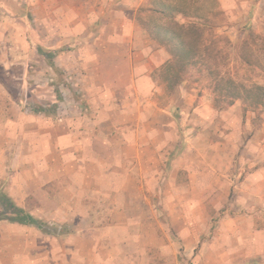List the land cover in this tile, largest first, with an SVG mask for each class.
Returning <instances> with one entry per match:
<instances>
[{"label":"crops","instance_id":"obj_1","mask_svg":"<svg viewBox=\"0 0 264 264\" xmlns=\"http://www.w3.org/2000/svg\"><path fill=\"white\" fill-rule=\"evenodd\" d=\"M146 2L0 0V55L9 62L3 72L11 76L16 62L29 67L51 53L57 64L68 60L81 93L64 87L68 95L54 112L19 105L3 121L0 162L10 165L12 193L4 192L32 216L29 200L41 216H98L92 206H111L101 229L47 233L0 224V264H107L109 252L108 264H117L120 247L108 250L104 234L129 230L124 206L140 204L141 190L157 180L178 189L173 202L187 206L167 213L184 223L181 237H204L217 210L213 237L196 254L200 264H264V113L239 102L221 112L193 100L185 83L167 96L158 72L169 56L135 20ZM245 3L264 30V0Z\"/></svg>","mask_w":264,"mask_h":264},{"label":"rangeland","instance_id":"obj_2","mask_svg":"<svg viewBox=\"0 0 264 264\" xmlns=\"http://www.w3.org/2000/svg\"><path fill=\"white\" fill-rule=\"evenodd\" d=\"M146 1L147 4H144L136 12L135 20L143 27L147 35L152 37L151 29L145 28L140 20L145 22L150 17H154L155 22L158 20L160 22L164 19L166 21L167 18H162L158 14L140 12V9L158 10L154 0ZM167 2L171 6L178 4L181 8H188L187 13L198 17L196 21L204 27L202 47H200L204 49L203 59L197 63L188 60L182 71L178 70L177 65L173 71L177 73L178 81L171 80L166 74V66L173 61L169 54L171 52L168 53L165 47L155 41L156 46L163 49L169 56V60L158 72L159 80L167 90V96H171L178 85L185 83L192 99L198 96L199 101L212 102L221 112L239 102L245 110L263 113L259 109L248 108V104L242 99H233L229 104L230 99L215 97L212 94L215 82L209 75L210 72L219 73L247 88L264 87V30L252 23L253 13L252 10L249 11L250 5L246 4L245 0H167ZM242 2L245 5L240 7L237 3L241 4ZM233 5L236 10L234 13L229 12ZM175 20L179 23L188 21L181 16H176ZM54 53L56 54L57 51ZM49 56L42 61L32 60L29 67L16 62L11 67L13 74L8 76L3 72L9 68L7 56L5 53L0 55L1 132H3L1 129L4 126L3 121L9 117L14 119L19 105L32 112L52 113L57 108L56 102L63 101V95L65 97L68 95L60 92L67 86L74 97H80L81 93L74 90V84L77 82L72 76H69L67 71L68 60L65 61V65L64 63L60 65L53 61V54L50 53ZM25 70H28L27 75L24 73ZM21 73L24 74L20 75ZM21 101L22 103H20ZM175 117L179 121L178 113ZM176 153L177 151L174 149L171 156ZM155 183L154 189L144 187L141 190L140 204L124 206L129 210V215H132L130 228L128 231H124V235H119L118 231H116V236H107L105 233L103 237L104 243L107 244L105 246L108 250H110L109 244L116 245V250L120 247L116 255L118 256L117 264H123L122 261L125 260H130V264H200L196 259V254L201 249L202 242L207 244L213 237L217 222L220 220V216L215 214L217 210L211 209L213 219L205 226L204 229L207 231H205L204 237L198 238L195 231L181 237L180 231L184 223L176 219L170 220L167 213L179 212L180 208L185 209L187 206H180L173 202L178 200L176 197L173 199V194H179L178 189L167 185L169 184L167 182L157 180ZM10 187L11 169L9 163H5L3 158L0 162V192L7 190L12 193ZM34 201L29 200L25 208L35 218L42 219L41 221L47 224L45 229L50 233H58L60 230L65 233H76L85 228L101 229L106 228V225L110 223V216H103V212L111 206L103 204L102 201L92 206V209L99 214L98 216L85 217L75 216L76 214H73L74 216H41L39 214L41 206L36 205ZM118 221L119 219H116L111 223L116 224ZM0 224L9 223L0 221ZM109 255L108 259L110 260L107 261V259L105 262L111 263V256L114 254L109 252ZM112 261L115 262V259Z\"/></svg>","mask_w":264,"mask_h":264},{"label":"trees","instance_id":"obj_3","mask_svg":"<svg viewBox=\"0 0 264 264\" xmlns=\"http://www.w3.org/2000/svg\"><path fill=\"white\" fill-rule=\"evenodd\" d=\"M154 3L158 6V10L140 9L139 11L158 14L162 18L166 17L168 21L164 19L163 21L159 22L158 20L155 22L156 19L154 17H150L145 22L140 21L145 28L151 29V38L165 47L168 53L171 52L169 54H171L173 61L166 66V74L171 80L178 81L177 73L173 71L177 65L179 67L178 70L182 71L188 60L196 61L193 63H197L203 59L202 53L204 49L200 47H202L201 42L204 35V27L196 21L198 17L187 13L188 8H181L178 4H174L177 6H171L167 0H154ZM176 16L186 18L188 21L179 23L175 20ZM209 75H211V78L215 82L212 90V94L215 97L228 98L231 100L229 104L232 103L233 99H242L248 104V108L253 110L259 109L264 113V87L255 86L247 88L236 84L233 80L225 78L219 73L210 72ZM35 112L38 113L37 111ZM0 221L33 226L50 233L45 229L47 227L45 222L16 206L4 191L0 192Z\"/></svg>","mask_w":264,"mask_h":264}]
</instances>
